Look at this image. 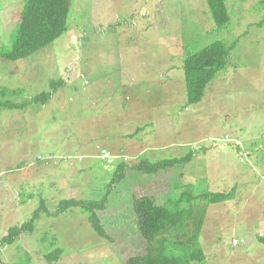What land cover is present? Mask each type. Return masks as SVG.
Returning a JSON list of instances; mask_svg holds the SVG:
<instances>
[{"label":"rangeland","instance_id":"1","mask_svg":"<svg viewBox=\"0 0 264 264\" xmlns=\"http://www.w3.org/2000/svg\"><path fill=\"white\" fill-rule=\"evenodd\" d=\"M26 2L0 0L4 50L14 46ZM205 4L71 0L63 35L26 58L0 57V100L26 102L0 108V264H126L146 248L134 200L172 204L188 188L192 196L236 191L213 205L191 199L206 208L198 239L205 257L191 264H264V0H226L231 20L220 31ZM215 40L235 43L227 65L188 104L183 59ZM50 91L45 104L31 101ZM189 153L153 174L134 168ZM122 161L124 177L98 211L109 239L82 209L56 212L62 199L101 198ZM37 210L31 233L1 241Z\"/></svg>","mask_w":264,"mask_h":264},{"label":"trees","instance_id":"2","mask_svg":"<svg viewBox=\"0 0 264 264\" xmlns=\"http://www.w3.org/2000/svg\"><path fill=\"white\" fill-rule=\"evenodd\" d=\"M210 17L215 25V30L225 29L231 20L226 0H205ZM71 0H27L20 14V22L14 46L9 50L0 47V57L5 60L15 61L26 58L33 53L49 46L68 30ZM235 43L228 44L224 40H215L208 45L186 54L182 63L185 82L186 102L198 103L202 100L205 90L219 71L225 69L229 54ZM62 80L51 81L54 89L62 85ZM2 90V95L6 94ZM21 92L20 89L11 90L9 94ZM52 92H41L32 97L31 101L45 104ZM26 102L15 103L10 100L1 101L0 108L22 109ZM191 153L185 157H173L151 162L148 159L139 161L134 166L137 171L153 174L160 170L183 164L191 158ZM125 162H119L113 170L110 181L106 184V192L99 199L66 198L59 201L56 212L77 207L88 214V221L99 237L108 238L98 216V211L105 208L108 202L109 190L113 183L119 182L124 177ZM188 190V191H187ZM181 192L172 204V198L163 205H158L150 196H140L133 202L137 216L138 231L146 240L143 254L129 256L126 264H191L194 261L202 262L205 255L198 239L200 228L206 214L205 206H200L191 199L203 200L207 203L224 202L235 195V188L227 192L204 191L191 195V189ZM185 199V200H184ZM169 201V202H168ZM175 205V206H174ZM39 210L35 211L30 220L20 225L8 228L1 241L11 243L22 233H31L34 220L38 217ZM264 223V217H263ZM264 228V227H263ZM257 240L264 244V232L257 236ZM62 253L61 248H56L45 256L56 260Z\"/></svg>","mask_w":264,"mask_h":264},{"label":"built area","instance_id":"3","mask_svg":"<svg viewBox=\"0 0 264 264\" xmlns=\"http://www.w3.org/2000/svg\"><path fill=\"white\" fill-rule=\"evenodd\" d=\"M225 140H230V138H229V136L228 135H225ZM235 145H237V146H239L240 147V145H239V143L238 142H236L235 143ZM105 154L107 155V152H105ZM239 154V153H238ZM244 159H243V157L242 156H240V161H243ZM234 243H237L236 242V240H234Z\"/></svg>","mask_w":264,"mask_h":264},{"label":"crops","instance_id":"4","mask_svg":"<svg viewBox=\"0 0 264 264\" xmlns=\"http://www.w3.org/2000/svg\"><path fill=\"white\" fill-rule=\"evenodd\" d=\"M257 227H258V223H257V226H256L255 228L258 229ZM263 227H264V223H263ZM263 227H262V228H263ZM263 230H264V228H263ZM261 234H262V233H261ZM234 240H236V239H234ZM236 242L238 243L237 240H236ZM233 243H234V242H233ZM237 243H234V244H237Z\"/></svg>","mask_w":264,"mask_h":264},{"label":"clouds","instance_id":"5","mask_svg":"<svg viewBox=\"0 0 264 264\" xmlns=\"http://www.w3.org/2000/svg\"><path fill=\"white\" fill-rule=\"evenodd\" d=\"M237 146V145H236ZM239 147V146H238ZM240 148V147H239ZM234 242V241H233Z\"/></svg>","mask_w":264,"mask_h":264}]
</instances>
